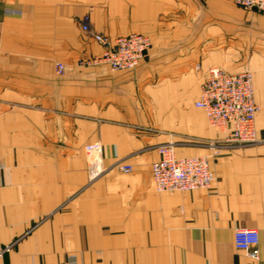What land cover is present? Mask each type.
<instances>
[{"label":"crops","instance_id":"1","mask_svg":"<svg viewBox=\"0 0 264 264\" xmlns=\"http://www.w3.org/2000/svg\"><path fill=\"white\" fill-rule=\"evenodd\" d=\"M95 33L152 44L134 69L80 65L104 50ZM211 67L253 73L259 142H228L196 107ZM97 142L107 170L92 181ZM169 142L211 156L210 188L156 190ZM0 165V264H264V15L235 0H0ZM237 229L259 231L258 257Z\"/></svg>","mask_w":264,"mask_h":264},{"label":"built area","instance_id":"2","mask_svg":"<svg viewBox=\"0 0 264 264\" xmlns=\"http://www.w3.org/2000/svg\"><path fill=\"white\" fill-rule=\"evenodd\" d=\"M235 3L245 10L264 15V0H235ZM89 20L90 15L86 14L82 25L84 31H89ZM93 37L103 45L104 50L92 60L79 61L80 65L106 63L113 70L134 69L144 59L152 44L151 38L141 33H130L115 40L98 33L93 34ZM57 71L64 74L63 62L57 63ZM195 105L205 112L211 127L228 133V142L253 144L260 141L256 115L261 107L255 99L254 76L251 71L230 73L220 67H211ZM85 149L88 173L94 181L107 170L104 167L103 146L98 142L90 143ZM158 152L160 157L152 164V177L157 191L207 189L215 182L216 175L210 155L179 157L173 142L161 144ZM116 168L125 173L133 170L132 165L121 161L116 164ZM234 243L236 248L258 257L260 233L256 229H237ZM10 248L6 247L1 252ZM75 263L74 260L69 264Z\"/></svg>","mask_w":264,"mask_h":264}]
</instances>
